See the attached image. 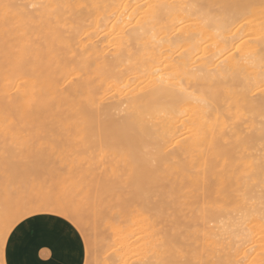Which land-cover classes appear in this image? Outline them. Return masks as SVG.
<instances>
[{
  "label": "bare ground",
  "instance_id": "6f19581e",
  "mask_svg": "<svg viewBox=\"0 0 264 264\" xmlns=\"http://www.w3.org/2000/svg\"><path fill=\"white\" fill-rule=\"evenodd\" d=\"M33 2L66 7L54 12L30 10L37 13L36 16L16 7ZM224 2L247 3L249 0H0V5L13 6L0 7V138L10 137L13 141L29 135L24 141L28 143V140L43 139L47 132L52 134L54 130L56 135L62 133L67 136L65 140L71 137L78 144L82 135L87 138L89 142L82 141L87 142L83 144L90 156L86 169L88 174L92 172V179L90 182L81 179L94 189L89 190V193L94 192V201L91 202L92 194H89L90 203H87L90 206L85 202L82 226L86 231L89 220L95 225L101 221L106 227L103 229L109 227L105 234H113L114 219H123L125 210L135 211L144 240L139 247L133 245L131 250L125 248L110 255L127 260L129 264H158L169 257V241L163 236L156 238L160 231L174 228L179 233L183 229L193 238L204 230L220 231L222 222L227 223L230 214L223 204L216 205V201L222 200L220 193L225 187L239 186L244 179L239 171L243 168L244 157L249 152L258 156L261 149L258 131L249 152L237 153L230 145L223 144V131L236 115L230 111V94L225 92V98L211 108H203L195 99L173 106L155 74L157 69L165 75L169 69L182 72L185 64L189 67L201 65L207 71L213 64L220 63L212 60V54L231 48L233 43L258 48L264 42L261 16L258 10H253L247 23L236 25L220 39L201 22L197 7L160 9L158 18L149 23L157 10L142 11L140 6H198ZM251 2L258 4L259 0ZM59 33L68 35L60 39ZM177 35L181 39L171 43ZM161 38L167 41L162 46L158 43ZM69 40L71 50L79 53L71 68L68 62L72 57L66 47ZM197 52L208 58L206 65L196 60ZM249 71L256 75L258 69ZM73 75L79 79L74 81ZM30 127L48 129L41 137L42 131L37 134L39 130ZM31 132L40 137H30ZM72 132L80 134L81 140L77 139V133L71 135ZM48 136L47 139H51ZM77 148L83 150L84 147ZM16 149L20 155L24 152ZM93 159V165L99 163L96 168L91 165ZM83 161L82 166L86 163L84 158ZM158 187L161 195H169L170 208H166L155 194L148 204L145 190L156 193ZM156 204H160L161 212L168 213L164 217V229L157 228L156 221L143 213L144 206L153 208ZM153 214L159 218V213ZM249 227L253 235L238 257L244 258L247 264H260L264 257V227L259 217L254 218ZM8 235L0 242L2 263ZM105 241L101 244L105 245L109 239ZM108 246L107 253L112 248ZM107 253V256L103 253L104 259L110 257Z\"/></svg>",
  "mask_w": 264,
  "mask_h": 264
},
{
  "label": "snow or ice",
  "instance_id": "6c2138e0",
  "mask_svg": "<svg viewBox=\"0 0 264 264\" xmlns=\"http://www.w3.org/2000/svg\"><path fill=\"white\" fill-rule=\"evenodd\" d=\"M0 7L8 9L13 6L0 5ZM16 7H22L26 12L30 10L54 12L66 6L33 2ZM81 7L84 6L81 5ZM140 7L142 11L157 10L153 12L149 23L158 18L160 9L197 7V15L201 22L210 31L215 32L220 39H223V33L230 31L236 25L243 26L242 22L247 23V17L253 10H258L261 16V31L264 32V0H259L258 4L249 0L247 3L224 2L198 6L145 4ZM30 14L37 15L34 12ZM65 35L68 33L58 34L60 39H63ZM180 39L181 37L177 35L176 39L170 42L175 44ZM165 42L167 41L163 38L158 41L161 46ZM66 47L72 57L68 62L71 68L76 64L79 53L71 50V40L67 42ZM195 56L197 61L207 64V57H201L198 52ZM212 60L220 61V63L213 64L207 71L204 66L189 67L188 64L184 65L182 72L169 69L167 75L157 69L155 74L159 77L160 88L171 98L173 106L195 99L203 108H211L214 103H219L221 98H225V92H227L232 96L230 111L236 115L223 131L221 137L223 144L230 145L237 153L249 152L258 131L261 149L258 156L249 152L244 157L243 168L239 169L244 179L239 182V186L225 187L220 193L222 200L216 201V205L223 204L230 214L229 221L222 222L221 230L212 233L204 230L195 238L186 235L183 229L179 233L174 228L156 233L157 239L166 237L169 241L167 247L171 249L169 257L159 261L158 264H247L244 258L238 257V254L242 248L247 247V242H250L253 235L249 225L254 218L259 217L264 227V42L255 49L233 43L231 48L226 47L213 53ZM249 69H258V72L253 75ZM72 79L75 81L79 77L73 75ZM145 194L149 197L148 204L152 203L151 197L155 194L166 208L171 207L169 195H161L159 187L156 193L145 190ZM85 210L83 202L69 201L60 196L31 198L24 202L16 214L5 221L3 231L0 232V242L4 241L10 229L15 227V230H19L26 227L33 219L47 216L51 217L52 226L75 236L78 243L85 242L88 259L86 261L83 259L84 249H82L81 260L77 264H111L109 260L100 258L91 235L82 226ZM154 212L159 213V218L153 214ZM143 213L156 221L157 228H165L164 217L168 213L161 212L160 204H156L153 208L144 206ZM136 216L135 211L125 210L123 219L119 217L114 219L113 235L109 236V243L112 245L109 256L112 252L122 251L125 248L131 250L133 245L140 246L144 240L143 228ZM168 218L171 219L170 216ZM113 236L115 243H113ZM246 255L247 252H245ZM122 264H129V262L124 260ZM260 264H264V257L261 258Z\"/></svg>",
  "mask_w": 264,
  "mask_h": 264
},
{
  "label": "rangeland",
  "instance_id": "374dc122",
  "mask_svg": "<svg viewBox=\"0 0 264 264\" xmlns=\"http://www.w3.org/2000/svg\"><path fill=\"white\" fill-rule=\"evenodd\" d=\"M30 128L34 129V127L33 128L30 127ZM37 128L35 127L34 130H36ZM42 129H43V127H41L40 130L37 129V131L39 130L37 132V134L39 132H41ZM46 130H43V131L46 132ZM73 130H75V129H73ZM48 131H51V129ZM53 132L56 135V130H54ZM53 132H52V134L47 132L49 134V136L46 133L47 134L45 137L46 139L45 138H43V139L37 138L35 141L28 140L29 141L28 143L27 142L24 143V141H25V138H28L29 135L25 136V137H19V139L16 138V139H18V141H16V139H13V141H15L16 143L13 142L11 140L12 138H10V137L9 138L3 137L4 139L2 137H1L2 139L0 138V146H1L0 148L4 149V150L0 149L1 150L0 151V215L2 214L1 215L2 217L0 216V220L3 218L2 221H0V232L3 231V225H4L5 221L7 219H10L14 214H16V212H18L20 210L19 208L21 207V205L24 204L25 198H27V199L29 197L34 198L36 196L37 197H47L48 194H50L49 196H55L57 194V196L61 195L60 197H64L66 199L68 198L71 201L76 200L78 202H81V200L83 201L82 198H84L83 203L85 204V202L87 203V201H88V203H90V201L88 200L90 197H87V196H89V194L90 195L92 194V196H91L92 201L91 202L94 201L93 200V198H94L93 193L94 192L89 193L90 192L89 190H92L93 188L89 187L90 183H89V185L87 183V182H90V180L92 179L90 176V173H92V172L90 171V173L88 174L89 171L86 169L87 167H89L90 160L88 162L87 159H90V156H89L88 152L87 153L85 152L86 146L83 145V144H87V142H89L88 139L82 135V140L85 139L87 141V142L84 141L86 143H83V141L81 139H79V137L81 135L78 134L77 132H74V133L72 132L73 134H71V135H74L76 133H77L76 134L77 136L79 135L77 139L81 140L79 142H80V144L82 143V146L84 147L83 148V147H80V144L77 143V140H71V137H70V139L65 140L67 136L62 134V133H61V135L58 134L59 137H58V141H57L56 138L58 135L55 136L53 134ZM31 133H32V135H30V137L33 136V138H34V136L37 135L35 132H31ZM57 133H59V132H57ZM42 134H43V136H45L44 132L39 133V135L41 137H43ZM51 135H54L55 137H52L53 138L52 139L50 137ZM62 135H63V137L61 138L60 136H62ZM40 136H36V137H40ZM47 136H48V138L50 137L51 139H47ZM30 137H29V139H30ZM23 138H24V140H23L24 144L21 141V139H23ZM60 138L62 140H59ZM72 139H74V138H72ZM75 139H76V137H75ZM2 140L3 141L5 140L4 141L5 145L3 144ZM26 141H27V139H26ZM18 142L19 143L21 142V143L19 144ZM12 144H14V145L17 144V145L14 146ZM9 145L11 148L9 147ZM26 145H27V148H29V149H27V151H26ZM28 145H29V147H28ZM77 146H79V148H83V150L78 149ZM13 147L14 148L15 147L20 148V150H23L24 152L21 151L22 156L19 153L20 152L19 149H16V148H15V151L17 150L16 152L18 154L17 153L15 154V151H13L14 149L12 150ZM2 151H3V154L5 152L4 155L1 154ZM82 151H84V154ZM23 154H25V155H23ZM26 155H29V156H26ZM31 155H32V157H31ZM81 155H82V157L84 155L83 158L86 162L84 166H82L84 161H83V158L81 157ZM78 156L80 157L79 160L82 162L81 166L83 168L80 167V164H79L80 161L78 160V158H79ZM22 157L24 159H22ZM85 157H87V158H85ZM29 159H31V161ZM91 161H92L91 165L94 168L99 166V163L93 165L94 159ZM32 163H34L33 166H31ZM71 166H73L72 170H70ZM77 169H79V170H77ZM82 169L85 171H83ZM95 170H97V169H95ZM95 170L93 172H95ZM96 172H98V171H96ZM83 175H85L86 177L84 176L85 178H83ZM81 178L86 179L87 182H85V184H84V182H82L84 180H82ZM86 184L88 185V187L86 186ZM77 185H79V186H77ZM81 186H84L85 189ZM77 187L80 190H78ZM86 187L88 188V192H85L87 190ZM82 189L84 190L85 195H84V192L82 191ZM86 197H87V199H86ZM20 198H21L22 202L20 200H17ZM16 200H17V203H19V204H16ZM17 205L18 206L20 205V207L18 208ZM86 206H90V205L88 204ZM89 223L90 224L87 225L88 230H86V232H88L91 235V237H92V239L96 245L99 256L100 257L102 256L101 258H103L104 254L106 255V253L108 252V251H106V249L108 250V248H109L108 244H110L108 241L109 236H112L113 234H112V232H110V233L108 232L109 236H107L108 234H105V233H107L105 231H107V229H109V227L107 229H103L106 227H103V225H101V224H103V223H101V221L99 223L97 221L98 227H97V225H95V223L92 220H89ZM104 226H106V225H104ZM95 227L97 228V230H93ZM11 231H10V233H11ZM111 231H112V229H111ZM10 233H9V235H10ZM101 234H102V236H101ZM103 236L104 237L107 236L108 238L107 237L104 238ZM105 239H106V241H105ZM113 240H115V239L113 238ZM95 241H97L98 243H96ZM102 241H105V242L108 241V243L105 244V242H104L103 244H105V245H102L101 244ZM114 242L115 241H113V243ZM5 243H6V241H5ZM79 243H81L82 246L85 247V242H79ZM117 247H118V245H117ZM4 248H5V244H4ZM111 257L112 256L107 258V260H109L111 262V264H114L115 262H116L115 264H119L120 262H121L120 264H122V260H120V258L118 259V258H114V257L111 258ZM104 258H105V256H104ZM87 259H88V256H87V251H86V247H85V261ZM119 260H120V262H119Z\"/></svg>",
  "mask_w": 264,
  "mask_h": 264
},
{
  "label": "crops",
  "instance_id": "0c3cea01",
  "mask_svg": "<svg viewBox=\"0 0 264 264\" xmlns=\"http://www.w3.org/2000/svg\"><path fill=\"white\" fill-rule=\"evenodd\" d=\"M85 260V247L75 236L52 226L51 217L40 216L8 236L4 263L0 264H77Z\"/></svg>",
  "mask_w": 264,
  "mask_h": 264
}]
</instances>
